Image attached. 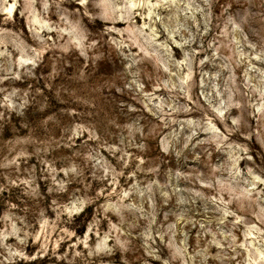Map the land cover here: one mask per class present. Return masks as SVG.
I'll return each mask as SVG.
<instances>
[{"label":"rangeland","instance_id":"374dc122","mask_svg":"<svg viewBox=\"0 0 264 264\" xmlns=\"http://www.w3.org/2000/svg\"><path fill=\"white\" fill-rule=\"evenodd\" d=\"M0 264H264V0H0Z\"/></svg>","mask_w":264,"mask_h":264},{"label":"bare ground","instance_id":"6f19581e","mask_svg":"<svg viewBox=\"0 0 264 264\" xmlns=\"http://www.w3.org/2000/svg\"><path fill=\"white\" fill-rule=\"evenodd\" d=\"M13 7L14 6H12V3L11 4H9V6L8 7H6V9L8 10V12H12V9H13ZM118 23H119V21H118ZM254 184V183H253ZM256 249V248H255ZM260 250V249H259ZM258 250V254H261V251H259ZM256 255H257V253H256ZM260 256V255H259ZM257 262V261H256Z\"/></svg>","mask_w":264,"mask_h":264}]
</instances>
